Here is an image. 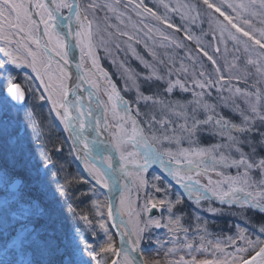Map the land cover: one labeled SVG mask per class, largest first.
I'll return each mask as SVG.
<instances>
[{
	"label": "snow or ice",
	"instance_id": "6c2138e0",
	"mask_svg": "<svg viewBox=\"0 0 264 264\" xmlns=\"http://www.w3.org/2000/svg\"><path fill=\"white\" fill-rule=\"evenodd\" d=\"M202 4L219 41L213 54L186 26L201 17L190 0H158L156 8L144 0H0V264H161L141 248L153 229L166 230L167 239L155 240L164 264H264V0ZM168 30L194 41L214 74L191 52L178 56L184 43ZM73 47L79 58L70 83ZM101 51L121 70L122 89ZM121 52L143 71L118 59ZM30 95L50 104L89 179L60 176L51 151L37 158L21 135ZM153 165L183 194L172 199V184L161 187L160 175L150 182ZM32 187L44 195L30 194ZM185 194L212 214L225 212L213 200L235 209V232L214 236L199 214L194 227L186 224L176 211ZM84 198L90 211L80 208ZM185 250L190 259L170 258Z\"/></svg>",
	"mask_w": 264,
	"mask_h": 264
},
{
	"label": "rangeland",
	"instance_id": "374dc122",
	"mask_svg": "<svg viewBox=\"0 0 264 264\" xmlns=\"http://www.w3.org/2000/svg\"><path fill=\"white\" fill-rule=\"evenodd\" d=\"M82 3H87L88 0H81ZM173 2H175V0H173ZM191 3H195L198 6L199 11L201 12V17L200 19H198L196 21V23L194 25L192 24H188L186 25L188 27V29L190 30V32L192 34H194L197 37H200L201 42L203 45L206 46V50L209 51V54H213V50L214 48L218 45L219 41L218 40H214L212 38V26L209 25L208 23V15L205 11V6L202 4V0H190ZM214 2H216V0H214ZM144 3L147 4L149 7H153L156 8L157 7V3L158 0H144ZM158 11L163 12V8L160 7L158 8ZM104 13L101 12L99 13V16L103 17ZM172 20L174 23L176 24H181L182 21H180L179 17L176 15H172ZM115 22V21H113ZM170 33H173V30H168ZM177 40H180L184 43V49L183 50H175L176 54L180 57H183L185 55V52H191V54L194 57H197V59L202 60V62L204 63L206 69L210 72L214 74V69L211 66V62L207 61L206 58H204L202 56V53H198V50L196 48V44L194 41H189L184 37V33L183 32H178V33H173ZM220 49H221V53L217 54L215 56V58L218 60V62L223 65L224 61H225V56L223 54L224 52V46L223 44H219ZM123 47V45H122ZM229 51H232V45L229 44L228 45ZM159 51L161 53L164 52V49H159ZM101 55V64L102 66L112 75L113 80L117 83L118 87H121V89L123 88V80L120 78V72L121 70L118 67H115L112 65L110 59L108 57H106L103 53V51H101L100 53ZM120 59V58H118ZM123 59H129V66L137 71H143L142 67L140 66L139 62L134 60V59H130V58H123ZM227 59L230 61L232 59L231 56H228ZM185 63H189V61L185 60ZM30 72V70H27ZM23 76L24 73L20 72L18 74V82L24 84V80H23ZM39 85V81H36L35 84L33 86ZM87 95V93H86ZM122 95L125 96L126 99H133V95L132 93H124L122 91ZM102 99L105 97H101ZM25 108L27 109L28 112L31 113V115H26L25 114V118H24V122L21 124V135L25 136L29 142V146L31 147V149L33 150V152L37 155L38 159H41L39 157V153L41 151L44 152H49L51 151V158L53 161L56 162V167H59L60 165H63V171L61 173H59L60 176H63L65 174L71 175L73 177H79V175L76 172V169L72 170L71 167V163H72V159L68 156V155H62L60 153H58L57 151H55L54 149L57 148L56 145H53V140L54 136L57 135L58 133V125L61 128V124L59 122L58 119L55 118L54 114H50L49 109H50V104L47 101H40L37 97V95H30L28 97V100L26 102ZM143 110V109H142ZM22 110V114H23ZM34 122H39L40 127L34 128L33 127V123ZM63 129V126H62ZM208 143H211L213 141H206ZM55 144V143H54ZM63 145H59L58 147L62 148ZM65 150H67L65 148ZM44 163H47V161H43ZM157 166V165H155ZM158 167V166H157ZM151 169H149L148 173H146L147 178L149 179V181L151 182L152 177L159 175L157 174V172H150ZM154 171V170H152ZM49 183H50V187L55 190L56 188V184H57V177L53 176L52 174L54 172H56V168L54 167H50L49 170ZM161 176V175H160ZM215 178V177H214ZM202 182H207V177L206 176H202L200 177ZM170 183L168 180H166V178H164L162 176V179L160 181V186L164 187L165 186V182ZM172 184V183H171ZM80 190H83L85 188L88 187V185L80 183L78 185ZM149 194L151 195H157V196H162L163 194H158V193H154V190H152L150 187L148 189ZM30 194L32 195H44V193H41L37 188L32 187L29 189ZM176 193H181L183 194V190H179L178 188H176L174 185H172V188L170 190V194H171V198L175 199ZM102 195V194H101ZM141 202H143V193L141 194ZM57 198H59L58 194H57ZM99 199L101 201H104L106 199V196L103 194L101 197L99 196ZM184 199H186V205L184 204V200L182 202L181 205L177 206L176 211L178 213H183L185 214V223L189 224L191 223L192 226L194 227V220L192 219L195 215L199 214L200 216H202L203 218L207 219L209 222V230L214 234V236H219V235H228L231 233L235 232V228L234 225L236 223H240V221L232 216L229 215V211H235V209H228V206H221L220 204L215 203L214 201L212 202V206L213 207H224L225 208V212L224 214H212L209 213L207 211H205L204 209L208 206L207 203H203L202 207H197L195 205V203L191 200H188L186 194L184 195ZM189 205V206H188ZM80 208H82L84 211H90V200L88 198H84L82 203L80 204ZM65 211H67V205H65ZM166 215V213H165ZM249 216H253V213L249 212L248 214ZM256 220H258V218L255 217ZM229 223H231V225H229ZM113 234H114V238L117 239V237L115 236V232L114 230ZM231 232V233H230ZM251 232V229H250ZM162 238V239H167L166 236V230L165 229H153L152 233H151V239H152V243H149V240L146 238L144 240V244L143 248L144 252H145V259L148 261H153V260H159L161 261V264H164L165 260L167 259L164 256V249H160L156 246L155 244V240L156 238ZM253 238H255V233H253ZM189 239H192V237L190 236ZM234 249H230V251H233ZM180 255L185 256V259H190V256L188 255L187 251H182V252H178L175 256L170 257V258H174V259H178ZM193 255H196L197 259H203V258H208L211 259L212 256L209 253H193Z\"/></svg>",
	"mask_w": 264,
	"mask_h": 264
},
{
	"label": "flooded vegetation",
	"instance_id": "af4514ba",
	"mask_svg": "<svg viewBox=\"0 0 264 264\" xmlns=\"http://www.w3.org/2000/svg\"><path fill=\"white\" fill-rule=\"evenodd\" d=\"M57 130H58V133H57V135L56 136H54V139H52L53 140V142L55 143H53V145H56L57 147L60 145H63L62 146V150L61 151H59L58 153H60V154H62V155H68L73 161H72V163H71V169L72 170H74V169H76V172H77V174L79 175V177L80 176H83L86 180L87 179H89V177H88V175H87V173L85 172V170H84V167H83V163H82V161H80V160H78V159H76V157H75V155L74 154H72L71 153V150H70V148H71V141H69L68 139H67V133L66 132H64L63 131V129H62V126H61V128H60V126L58 125V128H57ZM65 148L67 149V150H65ZM150 172H157V171H152V170H150ZM157 174H159L158 172H157ZM160 175V174H159ZM162 177V176H161ZM105 195L106 197H107V195H108V193H107V190H102V195ZM142 194V193H141ZM102 195H100V197L102 196ZM189 206V205H188ZM114 230V229H113ZM114 232H115V230H114ZM117 242H118V237H117ZM143 245H145L144 244V241L142 242V244H141V247L143 248Z\"/></svg>",
	"mask_w": 264,
	"mask_h": 264
},
{
	"label": "water",
	"instance_id": "95a60500",
	"mask_svg": "<svg viewBox=\"0 0 264 264\" xmlns=\"http://www.w3.org/2000/svg\"><path fill=\"white\" fill-rule=\"evenodd\" d=\"M70 56H71L72 61H73V63H72V67H71V69H70V70L72 71V73H73V79H72V81H70V83H75V72H76L75 61L78 60V58H79V53H78V51L75 49V47L72 48V50H71V52H70ZM85 88H87V85H85ZM85 95H86V93H85ZM153 168H154L155 170H157L162 176H164V178H166V180H168L170 183H172V185H174L176 188H178L179 190H183V189H181L178 185H176L174 181H171L170 178L166 177V174H162V172H161V170H160L159 168H157V167H153ZM213 201L219 204L218 201H215V200H213ZM152 215H153V216H158V215H160V210H159V209H155V210H153ZM118 239H119V238H118Z\"/></svg>",
	"mask_w": 264,
	"mask_h": 264
},
{
	"label": "trees",
	"instance_id": "16d2710c",
	"mask_svg": "<svg viewBox=\"0 0 264 264\" xmlns=\"http://www.w3.org/2000/svg\"><path fill=\"white\" fill-rule=\"evenodd\" d=\"M118 58H120V59L125 58L123 52H121V53L119 54ZM185 200H186V199H184V204L186 205V202H187V201H185ZM253 216L259 219V216L256 215V214H254V213H253ZM229 225H231V223H229ZM230 233H231V232H230Z\"/></svg>",
	"mask_w": 264,
	"mask_h": 264
}]
</instances>
